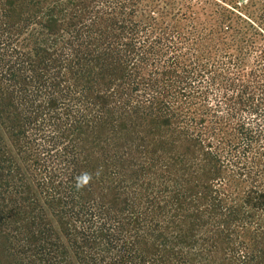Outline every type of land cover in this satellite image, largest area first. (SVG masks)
I'll use <instances>...</instances> for the list:
<instances>
[{
    "label": "trees",
    "instance_id": "obj_1",
    "mask_svg": "<svg viewBox=\"0 0 264 264\" xmlns=\"http://www.w3.org/2000/svg\"><path fill=\"white\" fill-rule=\"evenodd\" d=\"M0 0V264H264V2Z\"/></svg>",
    "mask_w": 264,
    "mask_h": 264
},
{
    "label": "rangeland",
    "instance_id": "obj_2",
    "mask_svg": "<svg viewBox=\"0 0 264 264\" xmlns=\"http://www.w3.org/2000/svg\"><path fill=\"white\" fill-rule=\"evenodd\" d=\"M238 2L242 3V4H245V3H248V2H251V1H254L257 3V5H259V8H262L260 5H262L261 3L264 2V0H237Z\"/></svg>",
    "mask_w": 264,
    "mask_h": 264
}]
</instances>
